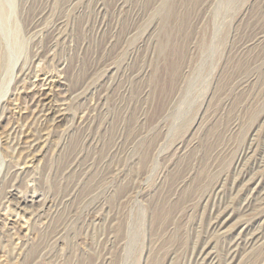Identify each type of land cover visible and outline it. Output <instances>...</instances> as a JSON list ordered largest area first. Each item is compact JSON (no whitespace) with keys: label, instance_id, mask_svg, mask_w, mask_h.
<instances>
[{"label":"rangeland","instance_id":"1","mask_svg":"<svg viewBox=\"0 0 264 264\" xmlns=\"http://www.w3.org/2000/svg\"><path fill=\"white\" fill-rule=\"evenodd\" d=\"M26 103L42 142L13 183ZM263 142L264 0H0V264H198L207 242L260 264Z\"/></svg>","mask_w":264,"mask_h":264},{"label":"bare ground","instance_id":"2","mask_svg":"<svg viewBox=\"0 0 264 264\" xmlns=\"http://www.w3.org/2000/svg\"><path fill=\"white\" fill-rule=\"evenodd\" d=\"M33 64V63H32ZM37 65V64H36ZM25 67L23 66L21 69V73L20 76L17 75V82L18 84H15L16 86V90L19 88V86L21 85V82H24L25 80H29L26 79L27 74L25 75V73L28 71V74L30 73L31 69H32V65L31 67H27V69H24ZM33 70V69H32ZM25 75V76H24ZM35 75V74H34ZM34 77V76H33ZM42 95V93L40 91H36L33 92V94L30 95V100L35 101V102H39L41 103L43 101L42 98H40V96ZM45 95V94H44ZM45 98V97H44ZM38 99V100H36ZM23 105L24 102H29L26 101V99H24L23 101ZM34 106V103H26L25 107H26V112L24 113H19L18 118H19V123L16 127L12 126L11 129H7L6 134L3 135L2 137L5 139L8 138L13 140V143L15 144V142H17V148L15 149V151H13V155L14 157L18 156V159L16 161V163L12 166L8 165V171L6 172L7 175H10L12 182L13 181H21L20 183H26V181L28 180V176L31 174L29 169H27L26 165L27 163H29L31 156H33L34 151H37V149L40 147L41 145V137H38L35 139L36 137V132L33 128V126L37 123L38 120V115H37V109H38V104ZM45 103V102H44ZM22 104H20L18 107L22 108L23 106ZM45 105V104H44ZM42 106V105H41ZM40 108V107H39ZM44 108V107H43ZM42 108V109H43ZM47 110V109H46ZM40 115L42 113L39 112ZM44 113V112H43ZM46 114V113H45ZM44 116V115H43ZM45 117V116H44ZM48 118V116H46ZM42 119V118H41ZM44 119V118H43ZM22 121V123H21ZM55 121V120H54ZM45 141V140H44ZM12 143V144H13ZM251 143V142H250ZM264 143V142H263ZM16 145V144H15ZM15 147V146H14ZM251 147V146H250ZM249 147V148H250ZM249 148H246V151L242 152L241 157H243L244 154L248 153V151L250 150ZM255 148V147H254ZM256 149V148H255ZM254 149V150H255ZM257 151V150H256ZM251 153V152H250ZM253 153V151H252ZM255 153V152H254ZM250 155V154H249ZM245 156V155H244ZM238 158L239 161H237V166H239L240 164V158ZM249 160V159H248ZM21 164L24 165L25 167H21ZM18 166H20V168H18ZM251 166V165H250ZM256 166V165H255ZM248 169V168H247ZM263 175V173L261 174ZM261 175L259 176L261 178ZM263 177V176H262ZM5 178V177H4ZM6 179V178H5ZM264 179V178H263ZM219 181V180H217ZM216 181V182H217ZM264 182V181H263ZM14 183V182H13ZM259 183V182H258ZM257 183V184H258ZM224 182H217L214 189H213V195H219L220 192L222 191V186H223ZM256 187V186H255ZM249 189V188H248ZM254 191V190H253ZM252 191V192H253ZM257 191V189H256ZM210 193V192H209ZM212 193V192H211ZM210 195V194H209ZM241 196V194H239ZM254 195V194H252ZM2 196V195H1ZM13 196V195H12ZM212 196V195H211ZM4 197V198H3ZM0 199V210L9 208L8 205V197L5 195ZM26 199V196H24ZM247 197V196H246ZM250 197V196H249ZM12 198V197H11ZM35 195L33 194L31 196V200L30 201H35ZM238 198V197H237ZM254 198V197H252ZM23 199V200H25ZM33 199V200H32ZM206 199V198H205ZM238 200V199H237ZM241 200V199H240ZM239 200V201H240ZM208 201V199H207ZM212 201V200H211ZM216 203V202H215ZM227 206V205H226ZM231 206V205H230ZM230 206H227L225 209H223L219 215L217 216L216 220H218V217H220V215H222V218L218 221H213L212 223V229L213 231L216 232H224L226 230H222L223 228H225L227 221L229 220V218L234 214V209L232 208L231 210L229 209ZM251 206V200L250 199H245L242 203L241 209H249ZM228 209V212H226V210ZM40 210V209H38ZM242 211V210H241ZM230 212L229 216H227V214ZM261 215V214H260ZM227 216V217H225ZM225 217V218H224ZM246 221V220H245ZM264 222V221H263ZM211 224V223H209ZM244 224V223H243ZM243 229H245L247 231V229L251 230L250 226H244ZM260 229V228H259ZM244 230V232H245ZM250 233V232H249ZM249 233H246V235H244L243 233L238 234L236 237L234 236V238L232 237V240L230 241L227 250H228V257L230 258L229 260L234 261L235 259H237V256L239 255V252H243L240 251V247L248 249L251 246L256 245L259 241H260V236H259V232L258 229H255L250 235ZM258 236V237H257ZM211 246L210 242H207V244L204 245V247L198 251L199 253L197 254V261H199L198 264H216L215 261H217V259L215 257L210 256V262H207V255L208 253H206V249L209 248ZM228 260V262H229ZM260 264H264V260L263 262H261Z\"/></svg>","mask_w":264,"mask_h":264}]
</instances>
